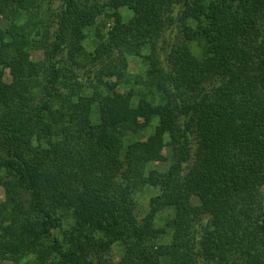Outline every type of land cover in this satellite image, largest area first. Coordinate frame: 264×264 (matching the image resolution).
Here are the masks:
<instances>
[{
    "label": "trees",
    "instance_id": "obj_1",
    "mask_svg": "<svg viewBox=\"0 0 264 264\" xmlns=\"http://www.w3.org/2000/svg\"><path fill=\"white\" fill-rule=\"evenodd\" d=\"M129 56L161 102L119 90ZM141 177L158 189L143 217ZM0 186V260L264 264V0H0Z\"/></svg>",
    "mask_w": 264,
    "mask_h": 264
},
{
    "label": "rangeland",
    "instance_id": "obj_2",
    "mask_svg": "<svg viewBox=\"0 0 264 264\" xmlns=\"http://www.w3.org/2000/svg\"><path fill=\"white\" fill-rule=\"evenodd\" d=\"M44 7H47V6L44 5ZM121 11L125 16H130L132 13L128 11V9H124V8H122ZM108 17L105 16V14L100 15L95 20V23L93 25L85 29L87 32V38L85 39L83 44L85 45L88 51L94 48L96 44V40L98 39V37H96L95 35V30L97 28H101L103 34L108 32L109 27L107 26V24L109 25L110 23L113 22L112 18H108ZM170 37H171L172 42L171 40H169L165 44L166 47H169V48H170V44L181 42L184 39V34L181 33V31L178 28H176ZM168 38L169 37L165 39H168ZM189 46H191V48H193L194 51H198L197 42L189 41ZM147 53L148 52H146V54ZM43 58L44 57H43L42 51H39V50L32 51L33 64H36L39 61H42ZM128 62H129V65H128L127 75H126L128 82L122 83L119 87V90L127 91L133 88L135 91L136 98L147 96L146 98L148 99H155L156 103L161 102L162 99H161V92L159 88L160 85L157 83V84H154L153 86L148 83L149 82V79L147 77V70L149 66L148 60L144 59L143 57L129 56ZM162 65L164 66L163 62H162ZM80 69L81 70H79L78 72L80 73L81 76L84 74V72L87 74L88 72V70H86L87 68L84 67ZM82 77L83 78L81 79V81H85L86 83L89 81L87 79L88 75L82 76ZM105 79H107V76L105 77ZM108 79L112 81L110 77ZM6 80H10L8 71L6 72ZM92 81L96 83L95 78H93ZM161 81L163 80L161 77H159L158 82H161ZM62 89L64 91H68V88L66 87H62ZM142 120L143 119H141V121ZM151 127L148 126L143 129H140L139 134L135 135V137L144 139L145 137L148 136V133L151 132L152 130ZM126 143L127 141H125V144ZM166 153L168 154L169 156L168 158L170 160L171 152L166 150ZM169 164H170V161H166V162L153 161V162L148 163L147 169L156 168L159 170H166ZM146 172L144 173V175L146 174ZM157 192H158V189L155 188L154 186H151L147 182H145L144 178L142 177L138 178L136 185L134 187V196L136 199L137 213L139 216L143 217L149 212L150 210L149 201L151 197L155 195ZM7 209H9V205L7 201L6 191L3 186H0V211L7 210ZM170 214H171L170 209H162L156 216V219H155L157 222L156 225L157 226L166 225L168 216ZM71 222L72 220L66 221L64 223V226L66 228L71 226L70 225ZM170 240H171V234L169 232L168 234L164 235L161 239H158L157 244L158 243H168ZM104 249H105L104 253H105L106 258L111 259V260L117 259L121 253V250H120L121 248L117 244L112 246L111 248H105V245H104ZM0 264H38V263L34 260V257L31 255L29 257H25L24 259H20V260H16L14 258L0 260Z\"/></svg>",
    "mask_w": 264,
    "mask_h": 264
}]
</instances>
